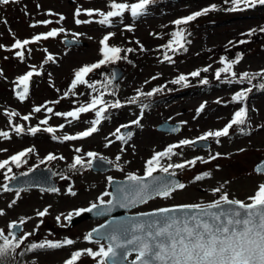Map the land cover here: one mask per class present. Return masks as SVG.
Instances as JSON below:
<instances>
[{
  "label": "rangeland",
  "instance_id": "obj_1",
  "mask_svg": "<svg viewBox=\"0 0 264 264\" xmlns=\"http://www.w3.org/2000/svg\"><path fill=\"white\" fill-rule=\"evenodd\" d=\"M225 1L231 0H154L147 15L133 19L129 9L122 19L112 18L110 26L98 23L102 19L99 12L106 14L113 10L110 4L114 2L131 5L138 0H16L0 4V132L9 133L8 138L0 136V163L31 149L21 158L19 166L10 162L11 171L0 169V213H3L0 214V230L7 235L12 223L25 219L24 234L31 233L25 243L20 245V251L17 248L14 253H9L8 261L14 259L18 252L28 250L32 243L57 241L63 245L62 249L49 250L44 247L33 251L30 258L38 260V264H61L76 250L96 251L101 245L106 246L104 241L86 239L87 231L102 220L92 221V224L82 222L72 230L57 228L53 231L49 224L55 223L68 208L72 211L78 205L83 207L89 202L93 204L108 199L111 180L144 174L146 162L156 153L185 139L192 141L209 131L223 129L232 120L235 111L243 106L249 111L245 125L233 126L229 135L220 137L219 142L216 138H209L213 143L208 149L191 144L174 149L179 155L162 159L161 163L165 166L196 160L194 166L186 164L183 169H170L175 175L183 177V189L174 190L166 198L157 197L134 208L132 212L154 207L204 206L221 202L222 195H227L228 199L251 203L249 198L255 195L258 186L264 184V174L254 170L255 164L264 158V91L253 92L252 86L254 80H258L259 84L261 80L264 84V41L249 43L246 49H242L239 61L232 68L236 75L226 74L233 80L230 84L222 82V85L208 86V90L203 91L204 85L199 86V82L203 83L204 74L212 78L218 68L224 67L212 52L214 48L264 23V5L230 11L224 10ZM214 4L220 5V11L192 25L187 51L174 54L169 60L162 59L158 52L161 45L172 36L171 25L174 21ZM77 9L81 10L80 16L75 15ZM90 9L96 10L97 14L87 16L85 10ZM61 16L64 19L61 20ZM77 19L91 22L77 24ZM44 21L51 23H42ZM53 30L57 31L54 37L42 38L23 49L12 47L16 39L32 40L37 35ZM110 33L114 35L108 40L109 46H122L125 52L126 46L131 44L133 50L132 59L127 58L114 64L124 69L125 77L115 84L116 91L109 97L118 98L122 106L111 109L108 112L109 118L102 120L97 126V132L91 136L63 140L65 135H78L88 130L90 122L95 119L94 111L81 114L79 120L71 123V118L57 116L55 113H67L91 101L89 90L81 85L69 91L72 72L103 58L100 42ZM66 37L86 41L87 45L67 47L63 42ZM18 51L24 52L23 57L16 55ZM206 67L208 71L204 72ZM33 70L38 74L33 73ZM195 71H199L200 76H191ZM29 72L33 73L29 79L32 82L28 81V93L24 100H20L13 89L22 84L18 78ZM244 73L255 75L256 78L251 83L247 80L239 83ZM182 74H189L187 80L190 83H172ZM165 80L175 85L164 86L162 83ZM249 87L252 91L248 93L245 102L233 100L237 93ZM154 89L160 90L152 96L140 95ZM117 92L119 97L115 96ZM134 97L138 101L129 103ZM36 107L41 111H34ZM49 108L52 112L48 111ZM13 112L18 115H10ZM24 116H29V119L24 120ZM43 120L48 123L42 124ZM166 120L182 123L181 132L171 134L158 130L157 126ZM129 124L134 125L129 134L132 137L124 143L117 137L121 135L124 126ZM16 126L22 127L24 131L17 134ZM47 127L56 131H43ZM31 128L41 130L32 134ZM117 129L120 131L117 132ZM89 152L114 162L116 170L106 173L92 171L90 162L93 157L87 155ZM50 153L54 157L59 153L61 157L49 161L47 157ZM77 156L82 159L84 166H79V170L74 173L65 170L66 174L78 177L67 179V175L63 174L56 195L42 196L36 192L18 194L4 190L9 178L17 172L50 165L56 160L60 163L59 159L64 162L65 168ZM197 175L203 178L197 181ZM218 188L220 191L216 192ZM59 200L63 205L56 204ZM45 210V215H38ZM70 238H73L71 245L63 244ZM135 257L136 254H132L130 259ZM77 264H98V261L84 254Z\"/></svg>",
  "mask_w": 264,
  "mask_h": 264
},
{
  "label": "snow or ice",
  "instance_id": "obj_2",
  "mask_svg": "<svg viewBox=\"0 0 264 264\" xmlns=\"http://www.w3.org/2000/svg\"><path fill=\"white\" fill-rule=\"evenodd\" d=\"M10 2H16V0H0V4H9ZM154 0H138L136 3L129 5L128 3L119 2L111 3L110 10L106 14L99 12L98 14L102 17L98 21L101 25H111L112 18H123V14L130 9V15L133 19H137L144 15H147L148 8ZM233 7L231 11L238 10V6L243 4L245 7L264 5V0H231ZM216 10L215 6L204 9L200 12H196L186 18L177 19L174 24L179 26L187 24L190 21H194L197 17L206 14L208 11ZM85 14L89 17L97 14L96 10H85ZM51 15V13H50ZM76 16L81 15V10L77 9ZM60 19H64L63 16ZM89 23L91 21H81L76 20L77 24ZM42 23H51V21H44ZM35 26V25H32ZM183 30L174 31L171 35L172 40L167 44V48L172 51H178L184 49V36L182 35ZM254 31V30H253ZM264 31V29H261ZM252 33L250 32L249 35ZM57 35V31H49L44 35H37L32 38V40H15L14 49H23L26 45L39 41L42 38L47 39L49 37H54ZM105 35L101 40V54L102 59L97 63L90 66H84L79 71L75 73V78L71 83L69 91L75 89L77 85H87L95 90L94 84L87 80L86 77L89 73L94 70L99 69L102 65L107 63H115L116 61L122 59L120 53L122 51L119 47L109 46L108 40L110 36ZM245 41H241L244 43ZM175 45L176 47H173ZM2 47V46H0ZM186 50V49H184ZM132 51V49H128ZM18 57H23L24 52H16ZM49 59H52L49 56ZM170 57L165 54V60H169ZM240 56L238 55L234 61L226 62L225 58H221L220 63L224 65L220 70L215 73L217 79H220L222 73H231L235 76L236 73L232 71L233 65L238 62ZM203 71L207 72L208 68H204ZM38 74V73H37ZM33 75L32 72L18 78L19 81L24 85L22 92H18L20 100H24L28 93V81ZM191 76H200L199 71L191 73ZM256 77L249 73L242 74L239 83H244L247 80L251 83ZM186 81V77L181 75L178 79L172 81V83L180 84ZM231 82V81H229ZM203 83L207 84V80H203ZM261 90H264V84H260ZM160 89H154L152 92L146 94L140 93V95L152 96L156 91ZM252 91L249 87L237 93L233 100L236 102L243 103L247 100L248 93ZM67 95V93H65ZM137 98H132L129 103H135ZM58 102V101H57ZM100 107H97V106ZM122 105L119 100L116 101H106L103 99V93L99 97H93L91 101L82 105L79 108L68 111L67 113H55L57 116H65L71 118V121L79 120L81 114L94 111L95 119L91 123V127L88 130L79 133L78 135H65L63 140L71 141L78 138H85L91 136L93 133L97 132V126L102 120L108 119V110L120 108ZM36 112H40L41 109L36 107L34 109ZM52 112V109H48ZM10 115L16 116L17 113L13 112ZM24 120H28L29 116H24ZM248 119V109L246 106L241 107L239 110L235 111L232 120L221 130L209 131L206 134L200 136L198 139L200 141H206L209 138H216L219 142L220 137L228 136L229 130L233 126H243L246 124ZM42 124H47V120L41 121ZM133 123H139V121H134ZM63 125H61V128ZM41 129L31 128L30 132L32 134L37 133ZM24 129L20 126L15 127V132L21 134ZM43 131L48 133H54L56 129L52 127L44 128ZM120 130L117 129V132ZM0 136L8 138V132H0ZM54 139L57 137L53 136ZM120 140H125L124 135L117 137ZM196 141L183 140L179 144L170 145L165 151L156 153L151 159L146 162L145 178H140L135 175H129L128 180L131 182L127 194L124 199L128 204H136L139 202H145L150 196L157 197H168L176 189H183L185 187L182 183H174L167 179H158L153 174L159 171L160 173L167 174V176H175L174 171L170 169H183L187 165L194 166L196 160L193 159L185 163H169L166 166L161 163L162 159H170L173 156L179 155L174 149L181 148L183 146H188L194 144ZM79 151V149H77ZM27 152H31L28 149ZM27 152H20L16 155L11 156L10 161L4 160L0 163V169H4L9 165V163H14L19 166L21 158L24 157ZM89 157H96L95 153L89 152L87 154ZM49 161L56 159V157L49 155L47 157ZM119 159V157H117ZM83 167L82 159L77 156L70 168L76 169L77 166ZM11 171V168H8ZM148 178H151V183L147 182ZM203 177L197 175L195 180L199 181ZM9 179H12L11 177ZM4 190H8V186H4ZM124 191V189H121ZM219 192L220 189H216ZM75 195V193H72ZM107 195V193H105ZM251 203L245 204L241 201L229 200L227 195H222L221 200L224 205L232 206L228 211H213V209H221L222 204L220 201L210 203L204 207L200 205L191 206H178L171 209H160L157 212L148 214L150 216L160 217L159 219H149L140 223H136L131 226L130 229L120 230L119 234L113 233L106 238L109 243L101 245L98 250L93 251L91 249H85L81 251L74 252L71 257L65 262V264H77L79 258L86 254L89 257L97 259L98 264H118L119 260H126L127 256L135 252L136 260L135 264H264V184L258 186V190L253 197L249 198ZM101 203L103 201L101 200ZM98 206L93 204L90 208L80 210L89 211ZM44 212L38 213V215L43 216L46 214ZM173 212H189L193 213L187 216H175L171 215ZM3 214V213H0ZM79 215V211L76 213ZM59 219V217L57 218ZM71 219V216L68 217ZM10 229H16L19 224L12 223ZM97 234L99 230H96ZM130 231L133 233L131 238L125 236V232ZM31 233L24 234L23 236H17L14 231H9L7 235L0 230V264H7L9 253H14L17 248L23 244L24 240ZM11 237V239L9 238ZM123 237V239H122ZM103 239L104 237H98ZM86 239L91 240L92 234H89ZM72 240H66L63 244L71 245ZM62 245L60 243L46 242L41 244L32 243L29 245L28 250H35L37 248H59ZM131 246V247H129Z\"/></svg>",
  "mask_w": 264,
  "mask_h": 264
},
{
  "label": "water",
  "instance_id": "obj_3",
  "mask_svg": "<svg viewBox=\"0 0 264 264\" xmlns=\"http://www.w3.org/2000/svg\"><path fill=\"white\" fill-rule=\"evenodd\" d=\"M65 46L67 47H82L86 46L87 42L75 38L66 37L63 39ZM125 77V71L120 65H114L112 68V80L114 83H119ZM24 85H18L14 88V92L17 94L18 92H22ZM29 88V85H28ZM131 126L126 127L122 134L127 136ZM158 130L168 132L171 134H177L182 130L181 123H171L169 120H166L158 125ZM194 146L199 148L208 149L212 145V141H200L199 139H195ZM91 168L94 172L106 173L115 169V165L104 157L97 156L91 161ZM254 170L256 173L264 174V158L259 160L255 166ZM158 179H167L174 183H182L183 177L179 175H175L172 177L167 176V174L163 173H154L153 174ZM57 172L55 169L41 168L33 170L29 173L19 174L14 176L8 183L7 186L10 189H18V188H42L48 190H55L57 188L58 182L56 180ZM140 178H145V176H140ZM149 183H151V178H148ZM131 182L127 179H113L110 183V199L106 202L95 204L98 207L93 209L91 212L84 211L79 215L74 216L70 221V226H74L82 221L86 220H103V222L94 228H92L89 234H92V240L96 241H104L106 244L109 243L107 236L116 233L119 234L120 230L130 229L132 225L136 223H140L149 219H159L160 217L150 216L148 214L157 212V210L144 211L138 213H131V210L134 208L148 202L151 199L156 198L157 196H150L145 202H139L136 204H128L124 197L127 194V190L130 186ZM124 189V191H121ZM232 200V199H229ZM236 201V200H235ZM221 209H213V211H228L232 206L224 205L223 201L221 202ZM246 204V203H245ZM178 206L163 208V209H171L176 208ZM204 207V206H201ZM90 208V207H89ZM193 213L189 212H173L171 215L175 216H187ZM99 233L97 234V231ZM18 236L22 231V224H19V227L16 229H11ZM133 233L130 231L125 232V236L127 238H131ZM98 237H104L100 239ZM123 239V237H122ZM131 247V246H129ZM135 254V252H132ZM128 255L126 260H119L118 264H135L136 257L130 259Z\"/></svg>",
  "mask_w": 264,
  "mask_h": 264
},
{
  "label": "trees",
  "instance_id": "obj_4",
  "mask_svg": "<svg viewBox=\"0 0 264 264\" xmlns=\"http://www.w3.org/2000/svg\"><path fill=\"white\" fill-rule=\"evenodd\" d=\"M257 5H259V4H257ZM211 6H213V5H211ZM211 6L206 7L204 9L210 8ZM214 6H215L216 10L208 11L206 14L197 17L194 21H190L187 24H183V25H179V26L175 25L174 23L171 25V33H173L174 31H177V30H183L182 31V35L184 36V49H186V50L180 49L178 51H172V50L168 49L167 48V44L169 43L170 40L173 39L172 36H169L167 41H166V43L161 45V49L158 52L159 55H161L162 59H165V54H167V56L170 57V59H171L174 54L185 53V51H187V47H188L187 40H188V37H189V35L191 33L192 25L193 24H197V22L199 20H201L202 18L212 16L213 13H217V12L220 11V9H219L220 5L219 4H214ZM232 7H233V4H232L231 1L230 2H226L225 1V8L226 9H224V10L231 9ZM240 8L247 9V8H252V6L245 7L243 4H241V5L238 6V9H240ZM204 9L195 11L192 14H194L196 12H200V11H202ZM192 14H190V15H192ZM187 16H189V15H186V16H183V17H179L177 19L186 18ZM261 29H264V23L262 25H260V26H255V27H252V28L244 31L243 32L244 34L232 38L229 42H227L223 46L214 48L212 50V52L219 58V60H221V58H225L226 62H232L241 53L242 49L243 50L246 49V46L249 43H257L259 41H262V42L264 41V31H261ZM250 32L252 33L251 35H249ZM241 41H245V42L241 43ZM110 44H111V42H110ZM112 45L115 46V45H118V44L117 43H112ZM131 46H132L131 44L127 45L126 49H125V52H123V47L122 46H116V47H119V48L122 49V51L120 53L122 59H120V60L124 61V60H127V58L132 59L133 50L130 51V52L128 51V49H132ZM173 47H176V46L173 45ZM161 50H162V52H161ZM120 60L116 61L115 63L120 62ZM115 63H107L105 65H102L99 69H96L92 73L88 74L86 79L91 81L94 84L95 90L93 88H91V87H88L87 85H81V86H83L87 90H89L88 92H89V94L91 96L90 100L93 97H99L102 93H103V99L106 100V101H116L118 99V98H116V99L112 98L114 96L109 97L110 95H113L114 91H116V89H115L116 85L112 83V79H111V70H112V67H113V65ZM220 69L221 68H218L216 70V72L218 70H220ZM79 70L80 69H76V70H74L72 72V77H73L72 81L75 78V73L77 71H79ZM199 70H202V68H200ZM226 74L227 73H222L220 79H217L215 74L212 76L213 79L210 77L209 74H204V76H205L204 80H207L208 83L205 84V83L199 82V86L204 85V88H202V90L203 91H207L208 90V88H207L208 86L211 87V86H215V85H222V82H226L227 84H230L233 80L231 79V76H226ZM182 75H184L186 77V81L183 82L184 85H186L187 83H190V81L187 80L189 74H182ZM229 81H231V82H229ZM252 83H253L252 86H253V89H254L253 92L254 91L255 92L264 91V90H261V88L259 87V85L262 84L261 80H260V84H259L258 80H254V81H252ZM162 84L164 86H167V85H169L171 83L168 82L167 80H165ZM181 84L182 83L177 84V85H181ZM171 85H175V84H171ZM185 87H187V86H185ZM115 96L119 97V93L117 92L115 94ZM137 101L138 100H136V102ZM150 103L153 104L152 102H150ZM97 107H100V106L98 105ZM110 111H111V108L108 110V112H110ZM107 115H108V113H107ZM8 168L9 167L7 166V169ZM6 174H8V172Z\"/></svg>",
  "mask_w": 264,
  "mask_h": 264
},
{
  "label": "flooded vegetation",
  "instance_id": "obj_5",
  "mask_svg": "<svg viewBox=\"0 0 264 264\" xmlns=\"http://www.w3.org/2000/svg\"><path fill=\"white\" fill-rule=\"evenodd\" d=\"M182 124V123H181ZM133 125V124H132ZM158 127V126H157ZM182 128H183V124H182ZM124 129V128H123ZM122 129V130H123ZM131 137H132V135L130 136H128V137H126V139L124 140V143L125 142H127V141H129L130 139H131ZM49 155H52V156H54V154H52V153H50ZM56 157H61V155L59 154V153H57L56 154ZM74 161H75V157L73 158V162H71L70 164H67L68 166L67 167H65L64 168V166H65V164H64V162H62L61 161V159H59V162L60 163H58L57 162V160L56 161H53L50 165L49 164H47L46 166H37V167H35V168H33V169H29V170H24V171H22V172H17L14 176H16V175H18V174H24V173H28V172H31V171H33V170H36V169H41V168H48V167H51V168H53V169H55L56 170V172H57V177H56V180H57V182H58V185H57V188L55 189V190H48V189H42V188H18V189H8V191H10V192H14V193H18V194H22V193H30V192H36V193H38V194H40V195H47V194H52V195H56V192H58V187H59V179L63 176V174H66L65 173V170H68L67 172H72V173H74L75 171H78L79 170V165L77 166V168L76 169H72V168H70V165L71 164H73L74 163ZM114 165H115V169L114 170H116V168H117V165L114 163V162H112ZM42 165H44V164H42ZM113 171V170H112ZM156 173H160L159 171H157ZM67 175V179H71L72 177H78V175H75V176H70V175H68V174H66ZM145 174H140L139 176H144ZM14 176H12L11 178H13ZM135 176H137V175H135ZM10 180V179H9ZM112 181V180H111ZM110 194V193H109ZM110 196V195H109ZM63 198L61 197V199L60 200H62ZM109 199V198H108ZM108 199H105V200H103V201H107ZM60 200L56 203L58 206H60V205H63V204H60ZM63 201V200H62ZM101 202V201H100ZM100 202H97V203H100ZM96 203V202H95ZM94 204V203H93ZM90 206H92V202H89L87 205H85V206H83V207H80V205H78L75 209H73L72 211H69V209H71V208H68L67 210H65V211H63V213H62V216L59 218V219H56V222L55 223H53V224H49V228H50V230H57V228H59L60 230H72L76 225H78V224H81L82 222H89V223H91L92 224V220H88V221H82V222H80V223H78V224H76V225H74V226H70V221H71V219L74 217V216H76L77 214V212L79 211V213H82V212H84V211H80V210H84V209H88ZM167 207H170V206H167ZM161 208H166V207H154V208H152V209H148V210H155V209H161ZM69 211V212H68ZM69 216H71V219L69 220L68 219V217ZM17 224L18 223H21L22 225H23V229H22V232L19 234V236H23L24 235V223H25V219H23V220H20V221H18V222H16ZM57 225H59V227H57ZM91 229H92V227H91ZM91 229H89L88 231H87V236H88V233H89V231L91 230ZM37 232H38V230H37ZM73 238H70V240H72ZM25 241L26 240H24V242L23 243H25ZM90 241H92V239L90 240ZM54 243H58L57 241H53ZM67 245V244H66ZM65 245V246H66ZM67 246H69V245H67ZM63 248V245L61 246V247H59V248H50V247H47V249H54V250H56V249H62ZM24 249V248H23ZM19 251L21 250V248H19L18 249ZM36 250H38V248L37 249H35V250H23L22 252H18L17 254H16V257L14 258V259H12V260H9V261H7V264H38V260H33L32 258H30V256H31V253L33 252V251H36ZM76 251H78V250H76ZM75 251V252H76ZM69 259V258H68ZM68 259H66L65 261H62V263L61 264H65V262L68 260Z\"/></svg>",
  "mask_w": 264,
  "mask_h": 264
},
{
  "label": "bare ground",
  "instance_id": "obj_6",
  "mask_svg": "<svg viewBox=\"0 0 264 264\" xmlns=\"http://www.w3.org/2000/svg\"><path fill=\"white\" fill-rule=\"evenodd\" d=\"M211 87H215V86H211Z\"/></svg>",
  "mask_w": 264,
  "mask_h": 264
}]
</instances>
